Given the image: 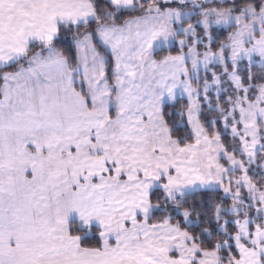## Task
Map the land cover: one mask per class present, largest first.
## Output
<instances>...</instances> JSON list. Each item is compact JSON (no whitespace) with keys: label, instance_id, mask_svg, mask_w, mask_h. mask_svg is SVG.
<instances>
[{"label":"snow or ice","instance_id":"6c2138e0","mask_svg":"<svg viewBox=\"0 0 264 264\" xmlns=\"http://www.w3.org/2000/svg\"><path fill=\"white\" fill-rule=\"evenodd\" d=\"M0 264H264V0H0Z\"/></svg>","mask_w":264,"mask_h":264},{"label":"trees","instance_id":"16d2710c","mask_svg":"<svg viewBox=\"0 0 264 264\" xmlns=\"http://www.w3.org/2000/svg\"><path fill=\"white\" fill-rule=\"evenodd\" d=\"M71 43H72L71 34H66L64 37H62V40L58 44V47L69 49L70 46H71ZM186 103H187V98L186 97H184L182 99L178 97L174 107L172 105H169L168 107H166L165 111H166V113L167 112H173V111L178 112L181 109V107L184 106ZM206 108L207 107L203 105V111H202V114H201V119L202 120H206L207 118H210L213 115L209 111L205 114ZM218 126H217V128L212 129L211 131L216 130V129H220V126L219 127ZM230 128H231V126H229V128H228L226 133H225V131H220L221 134H222V140H223V142L225 144H230L231 140H232V138H231V129ZM221 162L224 163V161H221ZM221 196H223V195H222V192L220 190L219 192H215V193H213V192L205 193L202 197L201 196H197L196 199H197V201H200L202 199L205 203H207L209 197H213L214 198V202H219V199H220ZM229 201H230V198H228L225 201V204H228ZM189 203H191V201H189Z\"/></svg>","mask_w":264,"mask_h":264},{"label":"rangeland","instance_id":"374dc122","mask_svg":"<svg viewBox=\"0 0 264 264\" xmlns=\"http://www.w3.org/2000/svg\"><path fill=\"white\" fill-rule=\"evenodd\" d=\"M224 38V35H220V36H218L217 37V40H220V39H223ZM246 65H247V62L245 61L244 62V66H245V69H246ZM213 70H216V71H219L220 69H213ZM257 71H259V68H258V66H256V67H254L253 68V72L255 73V72H257ZM245 78H246V76H247V72H246V70H245ZM200 75H201V86H202V82H203V79H204V76H205V73L203 72V70L201 71V73H200ZM207 77H208V79L209 80H211V71H209L208 73H207ZM224 79L226 80L227 78L226 77H224ZM195 86V85H194ZM229 85L226 83V84H224L223 85V87H225V88H227ZM211 95H212V100H213V103H215L216 102V88H215V86H213V88H212V91H211ZM223 98V97H222ZM204 106H206L207 107V105L206 104H204ZM208 112V107L206 108V112H205V114ZM212 117H210V118H207V120H210ZM219 126H220V129H216V130H213V131H224V125H223V122H221L220 124H219ZM218 126V127H219ZM231 129V128H230ZM222 163V162H221ZM221 192H222V195H224V193H223V190L221 189ZM245 195H247V191L245 190ZM230 198V197H229ZM232 203V200H231V198H230V201H229V203L228 204H226V205H229V204H231Z\"/></svg>","mask_w":264,"mask_h":264},{"label":"crops","instance_id":"0c3cea01","mask_svg":"<svg viewBox=\"0 0 264 264\" xmlns=\"http://www.w3.org/2000/svg\"><path fill=\"white\" fill-rule=\"evenodd\" d=\"M173 54H175V52H173ZM185 97H186V95H185ZM187 98V97H186Z\"/></svg>","mask_w":264,"mask_h":264}]
</instances>
